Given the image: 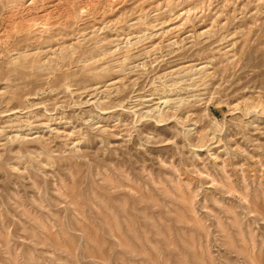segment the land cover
Listing matches in <instances>:
<instances>
[{
	"label": "rangeland",
	"instance_id": "374dc122",
	"mask_svg": "<svg viewBox=\"0 0 264 264\" xmlns=\"http://www.w3.org/2000/svg\"><path fill=\"white\" fill-rule=\"evenodd\" d=\"M0 264H264V0H0Z\"/></svg>",
	"mask_w": 264,
	"mask_h": 264
}]
</instances>
